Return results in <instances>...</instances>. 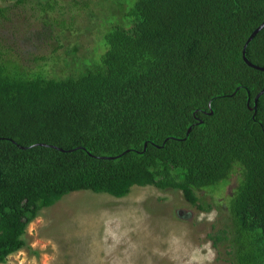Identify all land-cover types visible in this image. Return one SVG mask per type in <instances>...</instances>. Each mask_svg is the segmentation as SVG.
Segmentation results:
<instances>
[{
  "label": "trees",
  "instance_id": "trees-1",
  "mask_svg": "<svg viewBox=\"0 0 264 264\" xmlns=\"http://www.w3.org/2000/svg\"><path fill=\"white\" fill-rule=\"evenodd\" d=\"M93 5L97 12L83 3L94 20L83 29L97 30L93 46L63 57L59 71L46 67L56 62L58 35L33 66L0 46V262L25 246L28 223L62 195L119 198L152 185L179 190L201 211L212 203L197 192L222 195L227 222L207 234L211 244L230 264H264V89L252 108L264 70L241 57L264 0ZM51 26L42 20L35 37L51 36ZM58 26L73 30L62 19ZM244 56L264 68V25Z\"/></svg>",
  "mask_w": 264,
  "mask_h": 264
},
{
  "label": "rangeland",
  "instance_id": "rangeland-1",
  "mask_svg": "<svg viewBox=\"0 0 264 264\" xmlns=\"http://www.w3.org/2000/svg\"><path fill=\"white\" fill-rule=\"evenodd\" d=\"M94 1L51 0L52 8L43 11L45 0H0V46H10L23 65L33 66L35 56L49 58L58 35L62 46L55 53L56 62L46 67L59 71L63 57L80 58L83 49L93 46L97 30L83 29L94 21L83 3L97 12ZM61 19L73 30L58 33L63 31L58 26ZM42 20L52 23L50 38L34 35L43 28ZM72 42L81 48L70 58L64 49ZM234 184L232 177L223 194ZM197 194L212 203L208 211L190 205L179 190L152 185H132L119 198L89 190L68 192L38 210L24 230L25 246L0 264H230L224 260L223 246L214 247L207 237L227 222L223 196L209 199L203 191Z\"/></svg>",
  "mask_w": 264,
  "mask_h": 264
},
{
  "label": "water",
  "instance_id": "water-1",
  "mask_svg": "<svg viewBox=\"0 0 264 264\" xmlns=\"http://www.w3.org/2000/svg\"><path fill=\"white\" fill-rule=\"evenodd\" d=\"M264 25V18H263V20L260 22V24L256 27V28H254L253 29V31H251V33L248 35V37L246 38V41H245V43H244V45H243V47H242V50H241V57H242V60L248 65V66H250V67H252V68H255V69H258V70H261V71H263L264 70V68H262V67H259V66H256V65H254V64H252L251 62H249L246 58H245V56H244V46H245V44H246V42L262 27ZM264 89V85L262 86V88L255 94V96H254V98H253V106H252V108H254L255 107V102H256V99H257V97H258V95L262 92V90ZM189 130V128H187V131Z\"/></svg>",
  "mask_w": 264,
  "mask_h": 264
}]
</instances>
